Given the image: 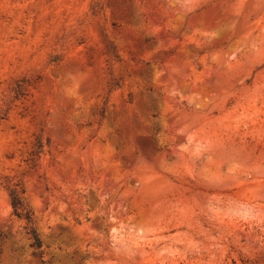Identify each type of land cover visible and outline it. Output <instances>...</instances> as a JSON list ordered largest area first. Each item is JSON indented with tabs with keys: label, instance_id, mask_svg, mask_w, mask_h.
I'll return each mask as SVG.
<instances>
[{
	"label": "rangeland",
	"instance_id": "rangeland-1",
	"mask_svg": "<svg viewBox=\"0 0 264 264\" xmlns=\"http://www.w3.org/2000/svg\"><path fill=\"white\" fill-rule=\"evenodd\" d=\"M30 228L42 264H264V0H0V264Z\"/></svg>",
	"mask_w": 264,
	"mask_h": 264
},
{
	"label": "trees",
	"instance_id": "trees-1",
	"mask_svg": "<svg viewBox=\"0 0 264 264\" xmlns=\"http://www.w3.org/2000/svg\"><path fill=\"white\" fill-rule=\"evenodd\" d=\"M15 92L18 95L21 94V87L19 86V84L16 86ZM41 151H42V144L39 142V140H37L33 146L32 152L30 154L40 153ZM9 199H10V204L12 207V212L17 216H21L23 204H22V200L20 199V197L13 190H10L9 191ZM24 216L28 221H30L29 212H25ZM28 233H29L30 238L32 240V242L30 244V246L33 248L32 254L34 256L38 257L40 263L42 264V263H44V260L42 258L41 240L33 228H30Z\"/></svg>",
	"mask_w": 264,
	"mask_h": 264
}]
</instances>
